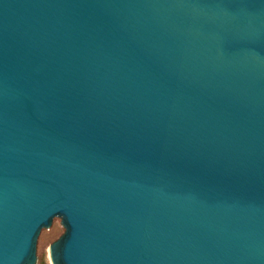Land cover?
Returning <instances> with one entry per match:
<instances>
[{
  "label": "water",
  "instance_id": "obj_1",
  "mask_svg": "<svg viewBox=\"0 0 264 264\" xmlns=\"http://www.w3.org/2000/svg\"><path fill=\"white\" fill-rule=\"evenodd\" d=\"M264 264V0H0V264Z\"/></svg>",
  "mask_w": 264,
  "mask_h": 264
},
{
  "label": "rangeland",
  "instance_id": "obj_2",
  "mask_svg": "<svg viewBox=\"0 0 264 264\" xmlns=\"http://www.w3.org/2000/svg\"><path fill=\"white\" fill-rule=\"evenodd\" d=\"M64 229L57 218L52 221L49 229L42 230L36 243V264H51L49 261V245L57 240Z\"/></svg>",
  "mask_w": 264,
  "mask_h": 264
}]
</instances>
